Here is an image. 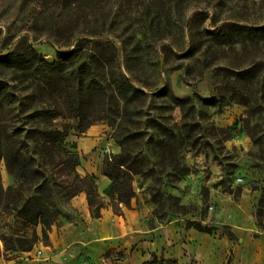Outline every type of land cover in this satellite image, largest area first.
<instances>
[{
    "label": "rangeland",
    "instance_id": "374dc122",
    "mask_svg": "<svg viewBox=\"0 0 264 264\" xmlns=\"http://www.w3.org/2000/svg\"><path fill=\"white\" fill-rule=\"evenodd\" d=\"M215 2L209 7L210 16L200 26H212L214 10L218 20L232 14L237 16L239 12L245 16L246 23H264V0H227L233 9L223 11L215 9ZM191 4L186 15L198 6H207L205 2ZM29 14L30 8L22 0H0V56L13 48L11 39L8 40V27L16 35L27 32L28 26L22 29L24 24L20 19ZM174 22L164 39L150 32L140 46L132 44L129 51H120L108 65H97L95 82L83 84L80 79L86 73L77 65L66 67L68 83H76L73 96L83 97L88 105L85 115L102 118L93 125L105 128L103 143L91 153L82 154L78 146L88 129L80 132L70 127L66 140L69 149L79 154L80 165L95 159L103 173L106 158L110 160L122 150L118 140L128 138L125 146L144 157V172L133 179L135 196L130 206L148 204L150 226L179 218L187 225L205 222L214 227L212 233L218 234L227 229L221 223L220 200L212 197L213 189L237 198L243 186L252 189L263 186L259 199L264 194V36L246 35L245 40L238 35L220 45L210 36L197 35L194 51L189 53L192 44L189 25L181 32L182 23ZM118 30L122 32L121 28ZM35 36L38 39L30 37V41L48 61L56 59L57 49L66 48L48 37L46 31ZM163 44L168 48L163 49ZM254 64L257 70L247 78H237L231 73ZM41 78L34 70L16 69L0 62V138L5 136V131L12 134L16 148L32 156L47 176L56 178L59 183L56 200L61 214L54 224L58 225L67 219H79L63 207L67 171L62 170L63 165H49V158L43 153L42 128L47 124L43 116L36 115L35 109L52 99L50 90H40ZM131 85L142 89L144 94L134 92ZM174 96L185 102L176 101ZM58 121L73 124L74 119L66 117ZM250 134H255L256 141ZM244 138L249 141V147L240 144L239 140ZM212 161L222 171V178L198 182V174L210 178L212 170L203 165ZM96 177L98 187L101 177ZM0 179L4 188L15 182L3 159ZM109 186L110 181L102 189L103 194L98 188L105 205L114 203L107 194ZM34 190L26 191L25 195L34 194ZM258 206L259 200L254 206L256 213ZM257 223L264 225V215L257 218ZM35 231L38 235L36 226L16 212H1L0 258L10 259L13 254L5 249V244L15 248L16 238L21 236L27 245ZM3 237L7 238L6 243ZM39 239L49 243L42 235H38Z\"/></svg>",
    "mask_w": 264,
    "mask_h": 264
},
{
    "label": "trees",
    "instance_id": "16d2710c",
    "mask_svg": "<svg viewBox=\"0 0 264 264\" xmlns=\"http://www.w3.org/2000/svg\"><path fill=\"white\" fill-rule=\"evenodd\" d=\"M193 1L205 2L207 6H198L186 15V10ZM212 1L214 0H22L31 12L26 18L20 19L24 24L22 29L28 26V30L16 35L11 33V28L8 27V40L11 39L13 48L0 56V62L16 69L40 73V90L51 91L52 102L37 107L35 113L37 116H43V122L47 124L42 128L44 140L41 145L44 155L49 158V165H63L62 170L67 171L68 180L64 182L65 202L80 192H85L92 216L95 218L101 216V211L106 206L98 191L96 175H82L78 171L81 162L79 154L69 149L66 140L70 127L85 132L102 118H88L85 115L88 105L83 97L73 96L72 88L76 83H68L66 67L77 65L84 74L86 73L80 79L83 84L95 82L97 76L94 71L97 65H108L109 60H115L120 51H129L132 44L140 46L141 40L147 38L150 32L155 37L157 35L164 39L165 33H169L176 24L174 21L182 23L179 26L181 32H184L187 24L189 25L192 41L189 53L194 51L193 41L197 35L210 36L220 45L233 41L238 35L244 36L245 40L246 35L256 38L264 36V23H246L245 16L239 12L236 13L237 16L232 14L225 20H218L214 10L212 26H200L210 16L209 7ZM215 1V9H233L227 5V0ZM120 28L122 32H119ZM40 31H46L48 37L66 47L57 49L56 59L53 61H48L39 54L30 41V37L38 39L35 34ZM31 33H34V36ZM167 48L163 44V49ZM256 68L254 64L231 70V73L244 79L256 72ZM131 89L144 94L140 88L131 85ZM174 99L180 103L185 102V99L177 96H174ZM243 103L247 104L245 101ZM66 117L74 119L73 124L58 121L59 118ZM17 131L22 132L23 129L17 128ZM5 132V136L0 138V160L5 161L8 171L15 177V182L4 188L0 179V213L16 212L19 217L35 226L41 224L42 238L49 240L48 232L61 214L56 200L59 183L53 175L47 176L32 156L16 148L13 135ZM250 135L256 141L255 134ZM127 140L128 138L118 140L122 147L121 152L110 157V160L106 158L103 167V174L110 179V191L107 194L114 202L110 205L116 212L120 211L121 203L130 206L131 199L135 196L133 179L135 175L144 172V157L140 152L135 153L127 148ZM71 146L76 147L75 144ZM57 156L60 157L59 160ZM33 188L34 194L25 195L26 191L30 192ZM41 193L45 196H39ZM256 214L258 217L264 215V194L259 199ZM188 226L208 233L214 230L212 225L202 221L190 222ZM2 239L6 243L7 238ZM37 241L38 235L35 231L29 244L24 245V238L18 236L17 246L14 248L5 244V249L31 250ZM143 264L180 263L176 259H166L153 254Z\"/></svg>",
    "mask_w": 264,
    "mask_h": 264
},
{
    "label": "crops",
    "instance_id": "0c3cea01",
    "mask_svg": "<svg viewBox=\"0 0 264 264\" xmlns=\"http://www.w3.org/2000/svg\"><path fill=\"white\" fill-rule=\"evenodd\" d=\"M104 129L103 125L88 128L86 136L78 141L82 154L91 153L103 143ZM239 141L245 148L250 146L247 138ZM86 162L78 166V171L101 177L98 188L102 193L110 179L95 159ZM203 167H210L212 173L208 179L198 174V182L222 178L215 162ZM262 187L243 186L237 198L213 189L212 197L220 200L221 223L227 229L218 234L200 231L179 218L150 226V207L146 203L132 206L121 203L119 212L106 205L101 216L95 218L87 194L80 192L63 204L79 221L67 219L53 224L48 232L49 243L39 239L31 250L8 249L13 253L11 258H0V264H143L153 254L176 259L180 264H264V225L257 223L254 207ZM36 228L41 236L42 225Z\"/></svg>",
    "mask_w": 264,
    "mask_h": 264
}]
</instances>
